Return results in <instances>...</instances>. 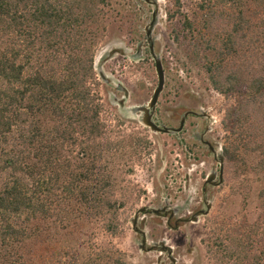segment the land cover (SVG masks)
I'll return each instance as SVG.
<instances>
[{
	"label": "trees",
	"instance_id": "1",
	"mask_svg": "<svg viewBox=\"0 0 264 264\" xmlns=\"http://www.w3.org/2000/svg\"><path fill=\"white\" fill-rule=\"evenodd\" d=\"M107 1L0 0V264H129L85 229L115 234L124 205L122 141L107 136L93 67ZM197 4V23L182 24L209 85L232 101L224 157L250 169L254 156L264 175V0ZM257 196L264 209V187ZM260 228L243 221L207 252L217 264H264Z\"/></svg>",
	"mask_w": 264,
	"mask_h": 264
},
{
	"label": "rangeland",
	"instance_id": "2",
	"mask_svg": "<svg viewBox=\"0 0 264 264\" xmlns=\"http://www.w3.org/2000/svg\"><path fill=\"white\" fill-rule=\"evenodd\" d=\"M198 1L179 0L178 8L175 0H158L151 32L165 79L156 118L160 125L177 127L183 111L202 109L212 118L207 137L220 150L225 146L222 119L232 101L209 85L202 63L191 53L189 35L182 24L183 15L197 23L201 13ZM153 9L149 6L139 9L134 0H108L103 7L105 28L97 40L93 59L97 91L103 105L101 119L106 124L107 136L113 141H122L120 154L124 166H121L120 190L116 195L122 198L124 205L118 211L115 234L107 233L100 223L92 222L85 226L87 241L94 247L118 249L129 264L168 263L157 252L138 249L137 236L131 229L133 213L143 206L158 205L165 196L176 205L200 202L203 181L216 164L195 137L203 130V119L188 116L179 134L153 133L144 127L137 114V111L142 113L141 107L146 103L130 109L133 103L148 98L152 90V69L145 61L139 66L144 57L142 54L132 56L129 43L144 40ZM104 76L111 77L128 91L130 99L123 106L116 105L114 96L120 94L106 86ZM256 160L254 156L247 157L250 169L224 160L223 183L208 188L213 206L209 215L200 216L197 222L171 230L161 218L149 217L150 224L159 227V236L166 238L174 248L177 264H217L207 252V245L217 234L221 237L224 230L256 219L264 228L263 204L257 196L264 187V175L254 169ZM259 233V238L264 239L261 228ZM153 239L158 240V237Z\"/></svg>",
	"mask_w": 264,
	"mask_h": 264
},
{
	"label": "flooded vegetation",
	"instance_id": "3",
	"mask_svg": "<svg viewBox=\"0 0 264 264\" xmlns=\"http://www.w3.org/2000/svg\"><path fill=\"white\" fill-rule=\"evenodd\" d=\"M134 1L137 3L139 9H142L145 6H149V7H153L154 9L155 8L157 9L159 5L158 0H134ZM150 21H151V16H150V20L148 24L150 23ZM148 24H147L146 29L149 31V35L147 36L146 32H144L145 33L143 36L144 40L140 39L139 41H135L134 43L131 41L129 44L132 47L131 49L132 56L133 54H135V56L137 54H142L144 57L142 61L140 62L139 66H141L144 63V61L149 63L150 65L149 69L150 70L152 69L151 70L152 71V78H151L152 79L151 80L152 90L148 98L140 102L133 103L134 107H130V109L136 108L137 106H139L138 104H141V105L145 103L147 104L158 82L157 75L155 72V59H159V60L161 59L155 52L154 40L152 39L151 28H149ZM150 47H151V50H150ZM162 67H163V64H162ZM104 83L106 84V86L107 85L109 86L110 90L115 91L116 93L120 94L119 97L114 96L116 105L123 106V104L127 102L128 99H130V95L128 91L125 88H123L119 83H115V81L112 80L111 77L104 76ZM163 88H164V85H163ZM160 94L158 96L154 109L150 111L151 120L158 126H165V125H160L156 118V112H157V106L159 103ZM137 112H138L137 114H139L142 119L143 111L142 113L140 111H137ZM185 112H189V113L185 116L183 127L181 131H179L178 133H174V134H179L180 132H182L188 116L192 115L196 118L203 119L204 120L203 130L200 134H196L195 137L198 139V142L202 146L206 147L207 151L209 152V154L212 155L214 162L216 163L215 166L207 173L203 181V184L201 186V201L196 204L195 203L191 204L189 201V203H187L186 205H176L175 203L172 202V200L169 197L165 196L160 201V203L156 206L147 205V206L138 208L133 213V217L131 219V229L133 233L137 236L138 249L146 253L157 252L160 258L164 257L165 259H167L168 261L167 264H177V259L175 258V254H174V248L168 243L166 238L159 236L160 235L159 227H156L150 224L149 217L161 218L164 221L165 227L171 230H177L181 227L187 226L190 223H195L199 220L200 216L203 215V212L206 210V207L210 206V209H209L210 211L213 206V201L211 200V198H209V194H208L209 186H218L222 184L224 180L223 173H224L225 157L223 153V147L222 149L217 150L215 146L213 145V143L207 137V135L211 132V127L209 126V123L212 119L211 115H209L208 112L202 109H200V111L185 110L180 115L179 121L183 117ZM179 121H178V126H179ZM177 127H171V128H177ZM145 128L150 130L149 127H145ZM161 134H167V133H161ZM221 152L223 153L222 181L219 182L220 166L218 163V159H219V155L221 154ZM209 176L212 179L211 181L206 182V179ZM208 215H209V212L206 214V216ZM154 236L158 237V240H154L153 239Z\"/></svg>",
	"mask_w": 264,
	"mask_h": 264
},
{
	"label": "water",
	"instance_id": "4",
	"mask_svg": "<svg viewBox=\"0 0 264 264\" xmlns=\"http://www.w3.org/2000/svg\"><path fill=\"white\" fill-rule=\"evenodd\" d=\"M156 15H157V9L155 8L151 14V21L148 24L149 28H152L154 26L155 21H156ZM146 34H147V36L149 35V31L147 29H146ZM150 50H151V47H150ZM155 72L157 75L158 82H157L155 89L153 90L152 96H151L150 100L148 101V103L145 106L141 107V110L143 111V117L141 119V122L145 127H149V129L154 133H157V132L167 133V134L178 133L179 131H181L183 124H184L185 116L189 112L184 113L183 117L179 121V126L177 128L158 126L157 124H155L151 120V112L150 111L153 110L155 105H156L158 96L163 89L164 79H165L162 63H161V60H159V59H155ZM218 163L220 166L219 182H221L222 181V164H223V153L222 152L219 155ZM211 179L212 178L210 176L207 177L206 182L211 181ZM209 209H210V206L206 207V210L203 212V215H206L209 212Z\"/></svg>",
	"mask_w": 264,
	"mask_h": 264
}]
</instances>
